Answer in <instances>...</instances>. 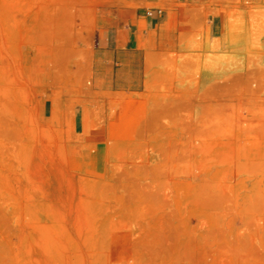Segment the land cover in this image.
I'll return each instance as SVG.
<instances>
[{
    "label": "rangeland",
    "instance_id": "1",
    "mask_svg": "<svg viewBox=\"0 0 264 264\" xmlns=\"http://www.w3.org/2000/svg\"><path fill=\"white\" fill-rule=\"evenodd\" d=\"M125 1L0 0V264H264V0H207L139 92L95 64Z\"/></svg>",
    "mask_w": 264,
    "mask_h": 264
},
{
    "label": "crops",
    "instance_id": "2",
    "mask_svg": "<svg viewBox=\"0 0 264 264\" xmlns=\"http://www.w3.org/2000/svg\"><path fill=\"white\" fill-rule=\"evenodd\" d=\"M206 12L207 0H126L108 8L98 19V77L113 91H141L150 60L179 47L182 34L190 36L203 22L207 48V35L212 40L223 33V23L216 26L213 20L207 27Z\"/></svg>",
    "mask_w": 264,
    "mask_h": 264
}]
</instances>
